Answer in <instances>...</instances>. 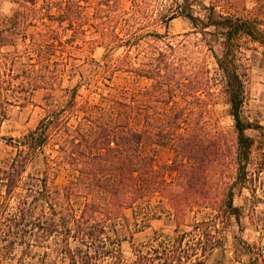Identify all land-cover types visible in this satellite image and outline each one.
<instances>
[{"label":"trees","instance_id":"16d2710c","mask_svg":"<svg viewBox=\"0 0 264 264\" xmlns=\"http://www.w3.org/2000/svg\"><path fill=\"white\" fill-rule=\"evenodd\" d=\"M0 1L12 5L0 16V145L13 149L0 148V264H206L240 222L244 189L264 238V141L248 134L264 127L243 109L245 50L264 55V2L211 0L197 15L192 0ZM175 17L191 29L168 33ZM36 91L37 124L2 135L9 107ZM62 164L69 176L53 187ZM241 243L246 264L263 261Z\"/></svg>","mask_w":264,"mask_h":264},{"label":"rangeland","instance_id":"374dc122","mask_svg":"<svg viewBox=\"0 0 264 264\" xmlns=\"http://www.w3.org/2000/svg\"><path fill=\"white\" fill-rule=\"evenodd\" d=\"M211 0H192V7L195 14L198 15L199 3L207 5ZM264 0H239L241 6L245 11L254 10L257 7V3ZM12 5L6 1H0V16L2 14L10 13ZM191 29V25L187 20L180 17L173 18L166 31L170 34L182 33L185 30ZM158 32H164L165 28L157 27ZM32 28H27V33H31ZM18 50L24 48L21 41L17 42L15 46ZM12 50L13 48H4ZM87 53L84 52V56ZM103 54V49L95 47L91 53V56L95 59H100ZM245 56L248 65L247 82H246V98L243 105L245 115L252 121L258 122L264 127V55L261 48L256 45H249L245 50ZM115 85L125 84V79L118 76L114 79ZM43 97L42 91H36L32 94L30 101L26 103H16L9 107L8 119L4 120L1 124V134L6 137H19L26 131L32 129L38 122L39 118L43 114V110L40 107L41 99ZM214 113L220 119L221 126L228 127L231 124L230 118L226 115V105L220 103L214 107ZM248 134L255 140V143H261L264 141V137L257 131H249ZM2 157H9L13 153L11 146L0 145ZM168 152H162L159 154L162 160L168 158ZM69 176L68 168L62 164L58 167L56 174L51 176L50 184L53 187H60L63 185ZM255 197L264 199V180L261 184H257L255 190ZM250 192L247 189L242 191L240 196H237L235 202L237 205L242 206L244 214L240 222L232 220L227 226L224 232V248L215 250L206 260V264H246L248 261L245 255V248L241 242L248 244H255L262 248L264 252V238L259 237V233L255 231L254 226L251 224L248 207H249ZM264 208V204H258L256 209L260 210ZM161 222H152L150 227L141 231L134 236V241H145L151 235L153 229L161 226ZM125 252H128L129 246L125 244L123 246ZM259 264H264L263 261Z\"/></svg>","mask_w":264,"mask_h":264}]
</instances>
